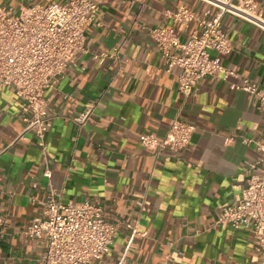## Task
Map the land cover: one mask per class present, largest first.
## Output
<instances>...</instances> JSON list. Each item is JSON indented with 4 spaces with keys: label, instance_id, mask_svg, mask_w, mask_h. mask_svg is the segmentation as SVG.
Segmentation results:
<instances>
[{
    "label": "crops",
    "instance_id": "crops-1",
    "mask_svg": "<svg viewBox=\"0 0 264 264\" xmlns=\"http://www.w3.org/2000/svg\"><path fill=\"white\" fill-rule=\"evenodd\" d=\"M63 1L0 0V7L16 13ZM94 1L99 24L85 32L86 53L44 92L51 119L46 151L24 131L14 90H0V264H38L46 240L23 232L40 215L38 202L51 194L62 204L88 201L106 220L121 223L109 252L91 264H258L247 230L214 222L240 199L241 167L259 154L242 140L264 145V110L253 108L250 95L229 89L241 78L264 89V31L223 16L233 49L220 62L238 79L202 78L187 99L178 91L179 69H167L150 30L175 28L168 13L179 5L200 13L208 6L199 0ZM255 1L264 14V0ZM192 29L178 34L184 39ZM100 53L109 56L103 64L94 59ZM85 108L92 114L78 126L73 119ZM177 118L196 127L185 149L172 154L139 144L141 134L162 138Z\"/></svg>",
    "mask_w": 264,
    "mask_h": 264
},
{
    "label": "built area",
    "instance_id": "built-area-1",
    "mask_svg": "<svg viewBox=\"0 0 264 264\" xmlns=\"http://www.w3.org/2000/svg\"><path fill=\"white\" fill-rule=\"evenodd\" d=\"M208 6L202 13L184 5L168 13L175 28H153L150 36L166 60L167 69L178 68V91L189 98L205 77L216 81L238 79L221 65L220 56L232 52V44L221 28L223 16L230 15L264 31V14L255 0H199ZM100 7L94 0H64L45 5L22 7L16 13L0 7V90L11 87L21 101L24 131H31L38 147L47 149L51 119L47 113L44 92L58 82L67 66L74 63L84 48L85 32L98 25ZM193 27L186 38L180 31ZM118 50H114L116 59ZM109 56H94L103 64ZM229 89L250 95L253 108L264 110V89L249 79L230 82ZM92 114L85 108L73 122L86 123ZM196 127L183 119H174L162 138L141 134L139 144L157 152L176 154L187 147ZM254 144L258 156L241 167L245 185L240 199L223 208L214 226L228 225L233 230H247L256 243L258 264H264V145ZM44 177L50 178L46 170ZM40 215L25 227L28 238H45L46 249L38 264H91L110 250L120 222L106 220L100 207L88 202L62 204L53 194L38 202ZM126 227H133L127 221Z\"/></svg>",
    "mask_w": 264,
    "mask_h": 264
}]
</instances>
